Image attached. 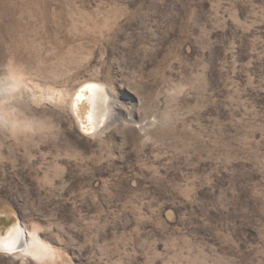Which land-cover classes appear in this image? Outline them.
<instances>
[{
    "label": "rangeland",
    "instance_id": "rangeland-1",
    "mask_svg": "<svg viewBox=\"0 0 264 264\" xmlns=\"http://www.w3.org/2000/svg\"><path fill=\"white\" fill-rule=\"evenodd\" d=\"M0 264H264V0H0Z\"/></svg>",
    "mask_w": 264,
    "mask_h": 264
},
{
    "label": "bare ground",
    "instance_id": "bare-ground-1",
    "mask_svg": "<svg viewBox=\"0 0 264 264\" xmlns=\"http://www.w3.org/2000/svg\"><path fill=\"white\" fill-rule=\"evenodd\" d=\"M104 97H105V90H103L102 88L98 86H94V85L86 86L85 88L81 90L80 94L78 95V98H77L78 103L80 102L82 103L84 101L88 102L89 107H90L88 119L94 127H98L101 121L100 114H105L108 110L106 104L104 103ZM78 103H77V106H78ZM16 239L18 242H16ZM23 240H24L23 234L21 235V233H19L18 231L16 235L12 238L11 240L12 242H9L7 240L9 243L7 242L8 244L6 248L11 251H15V250L18 251L23 246Z\"/></svg>",
    "mask_w": 264,
    "mask_h": 264
}]
</instances>
